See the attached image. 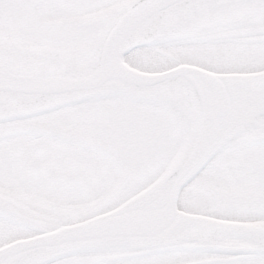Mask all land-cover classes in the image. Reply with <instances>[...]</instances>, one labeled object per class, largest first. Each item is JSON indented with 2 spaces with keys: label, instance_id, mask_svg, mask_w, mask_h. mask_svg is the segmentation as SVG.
Wrapping results in <instances>:
<instances>
[{
  "label": "snow or ice",
  "instance_id": "1",
  "mask_svg": "<svg viewBox=\"0 0 264 264\" xmlns=\"http://www.w3.org/2000/svg\"><path fill=\"white\" fill-rule=\"evenodd\" d=\"M0 264H264V0H0Z\"/></svg>",
  "mask_w": 264,
  "mask_h": 264
}]
</instances>
